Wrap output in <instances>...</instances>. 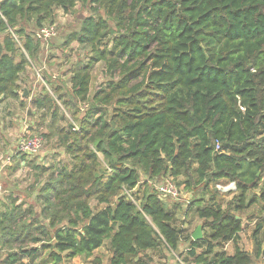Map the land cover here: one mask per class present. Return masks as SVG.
I'll return each mask as SVG.
<instances>
[{
  "label": "trees",
  "instance_id": "16d2710c",
  "mask_svg": "<svg viewBox=\"0 0 264 264\" xmlns=\"http://www.w3.org/2000/svg\"><path fill=\"white\" fill-rule=\"evenodd\" d=\"M78 3L94 11L69 37L93 55L70 91L88 108L75 116L80 130L73 123L59 130L68 158L47 169L34 165L46 175L35 202L0 209V264H34L41 256L40 264H61L92 256L106 241L109 264H153L150 251L180 252L183 240L185 259L195 264H258L264 243L255 252L238 244V213L258 199L263 215L254 233L264 236V0H0V97L20 96L21 75L43 39L38 30ZM100 61L110 79L91 97V70ZM35 101L58 117L54 97ZM142 173L146 189L136 203L130 196ZM161 178L210 194L196 208L208 230L203 252L149 189V180ZM221 180L238 191L226 207L211 188ZM220 241H234V252L215 251Z\"/></svg>",
  "mask_w": 264,
  "mask_h": 264
},
{
  "label": "rangeland",
  "instance_id": "374dc122",
  "mask_svg": "<svg viewBox=\"0 0 264 264\" xmlns=\"http://www.w3.org/2000/svg\"><path fill=\"white\" fill-rule=\"evenodd\" d=\"M93 11L91 7H84L81 3H78L71 13L58 9L54 24H50L55 27L56 33L48 40L38 38L40 40L38 55L33 61L30 59V66L21 75L20 83L23 89L20 96L17 98L0 97V209H5L6 204L9 203L16 202L21 205V201L34 203L37 183L46 176L40 169L34 168V165H46L47 169L68 158L65 147L59 141V130L69 129L70 123L80 130L78 118H81L88 108L87 104L76 100L71 95V79L75 72L93 55L90 46L81 44L76 39L71 40L69 36L81 29L83 19ZM101 14L104 13L101 12ZM46 24L48 25V22ZM30 27L33 30L36 29L33 23L30 24ZM91 71L90 94L93 97L106 85L110 74L105 61L95 63ZM55 92L66 94L65 96L73 105L66 108L58 101ZM45 94L54 97L61 107L56 119H54L52 110L40 107L35 101ZM35 134L43 135V147L34 154L19 152L21 140ZM100 157L102 158V156ZM146 181L147 178L142 173L141 184L132 191L131 200L141 203L146 189ZM164 181L165 179L162 178L149 180V189L159 194L157 186ZM211 188H215L219 192L217 198L224 207L238 194L236 185L227 180H221L217 184L211 185ZM179 190L178 197L159 195L165 206L175 212L178 224L185 229L186 234H193L197 227L201 226L204 237L208 230L203 229V221L196 212L197 200L203 197L204 200L211 201L210 194L202 188L189 190L184 186H179ZM256 191L260 192L258 189ZM247 200L250 201V197ZM92 205L96 210L103 207L96 201H92ZM238 214V217L243 220V230L238 244L246 250L255 252L256 243L260 241L264 243L263 231L256 235L254 233L256 225L263 215L261 203L257 199ZM207 243L202 238L201 245L197 248L198 252H203ZM234 244V241H220L215 247V251L232 254L235 248ZM188 247L189 241L183 240L179 247L180 252L166 248L160 251H150L154 258L153 264H195L185 259ZM5 255V249L0 248V260ZM110 256L109 242L106 241L103 246L95 250L92 256L81 255L65 258L61 264H95L96 257L100 258L103 264H109ZM43 258V256L36 258L34 264H40L39 261ZM258 261V264H264V255Z\"/></svg>",
  "mask_w": 264,
  "mask_h": 264
},
{
  "label": "built area",
  "instance_id": "2783aa9c",
  "mask_svg": "<svg viewBox=\"0 0 264 264\" xmlns=\"http://www.w3.org/2000/svg\"><path fill=\"white\" fill-rule=\"evenodd\" d=\"M55 33L56 31L54 26H44L38 30L37 35L39 38L48 40L53 35H55ZM43 143V135H30L27 139L21 140L19 152L23 154H34L43 147ZM217 147H219V145H217ZM157 190L161 195L170 197H178L180 193L179 187L173 178L167 179L165 184L158 185Z\"/></svg>",
  "mask_w": 264,
  "mask_h": 264
},
{
  "label": "water",
  "instance_id": "95a60500",
  "mask_svg": "<svg viewBox=\"0 0 264 264\" xmlns=\"http://www.w3.org/2000/svg\"><path fill=\"white\" fill-rule=\"evenodd\" d=\"M193 239L195 241L197 240H201L203 238V234H202V229L201 226H198L197 229L195 230V232L193 233Z\"/></svg>",
  "mask_w": 264,
  "mask_h": 264
},
{
  "label": "bare ground",
  "instance_id": "6f19581e",
  "mask_svg": "<svg viewBox=\"0 0 264 264\" xmlns=\"http://www.w3.org/2000/svg\"><path fill=\"white\" fill-rule=\"evenodd\" d=\"M166 182H167V179H165V181H164V182H162V183H160V184L162 185V184H165ZM160 184H159V185H160Z\"/></svg>",
  "mask_w": 264,
  "mask_h": 264
},
{
  "label": "clouds",
  "instance_id": "9594fccd",
  "mask_svg": "<svg viewBox=\"0 0 264 264\" xmlns=\"http://www.w3.org/2000/svg\"><path fill=\"white\" fill-rule=\"evenodd\" d=\"M169 179V178H168ZM175 181V180H174ZM177 184V183H176Z\"/></svg>",
  "mask_w": 264,
  "mask_h": 264
}]
</instances>
